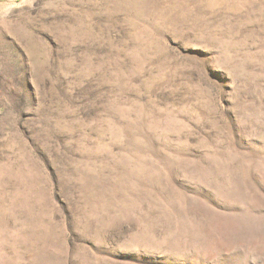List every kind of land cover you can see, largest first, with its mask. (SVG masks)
<instances>
[{
  "label": "rangeland",
  "instance_id": "374dc122",
  "mask_svg": "<svg viewBox=\"0 0 264 264\" xmlns=\"http://www.w3.org/2000/svg\"><path fill=\"white\" fill-rule=\"evenodd\" d=\"M0 264H264V0H0Z\"/></svg>",
  "mask_w": 264,
  "mask_h": 264
}]
</instances>
